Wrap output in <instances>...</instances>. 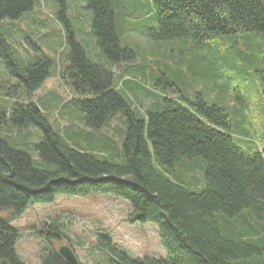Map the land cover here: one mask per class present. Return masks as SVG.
<instances>
[{
    "label": "trees",
    "instance_id": "16d2710c",
    "mask_svg": "<svg viewBox=\"0 0 264 264\" xmlns=\"http://www.w3.org/2000/svg\"><path fill=\"white\" fill-rule=\"evenodd\" d=\"M55 1L68 33L63 55L76 94L69 103L78 107L84 123L94 130L109 125L121 113L126 118L122 152L112 151L108 136L100 141L107 149L102 152L70 143L55 132L31 100L17 104L11 122L7 107L0 104V264H26L16 252L19 232L12 223L28 206L50 202L58 194L90 193L126 200L131 222L157 224L168 254L166 258H134L119 249L109 235H101L99 255L106 264H264V148L238 120L234 123L225 107L208 103L202 95L187 100L188 104L182 96H159L158 102L143 111L144 106L126 94L120 83L129 86L122 76L116 78L113 65L135 57L132 49L123 46L124 29L135 18L117 10L129 0H85L84 8L91 12V33L110 60L107 66L89 58L77 40L66 16L69 0ZM36 2L0 0V21L23 18ZM148 2L158 21L150 34L153 39L202 42L264 33V0ZM129 51L134 55L127 56ZM40 53L22 65L0 32V58L29 92L42 85L55 65L53 58ZM251 61L264 63V58ZM261 78L264 85V75ZM137 87L152 99L157 96L145 86ZM241 117L248 121L245 111ZM32 125L42 131L35 146L44 168L13 144L12 138L2 135L7 126L26 129ZM122 157V162L114 160ZM198 158L205 162L201 181L197 174H191L188 183L175 174L185 159ZM63 226L58 218L43 224L50 244L66 237ZM41 256L43 264H69L54 247Z\"/></svg>",
    "mask_w": 264,
    "mask_h": 264
},
{
    "label": "rangeland",
    "instance_id": "374dc122",
    "mask_svg": "<svg viewBox=\"0 0 264 264\" xmlns=\"http://www.w3.org/2000/svg\"><path fill=\"white\" fill-rule=\"evenodd\" d=\"M149 3L148 0H129L127 6L117 8L121 15L128 12L132 19L135 18L131 25L127 24L123 34L124 41L129 44L123 43V46L132 49L135 57L113 65L116 78L122 76V81L129 86L120 83V87L125 88L126 94L138 106H144L143 111L148 104L152 106L153 102H158L159 96H182L183 103L188 104L187 100L202 95L208 103L225 107L234 123L238 120L240 126L251 132L254 142L264 148V85H261L264 63L251 61L255 57L258 60L264 58V33L249 37L225 36L202 42L153 39L150 34L157 28L158 21L155 10L148 8L151 7ZM85 4V0H69L67 20L89 58L107 66L110 60L91 33V12L89 14L84 8ZM59 10L60 5L55 0H37L34 8L23 18L0 21V32L12 45L22 65L30 63L40 52L55 61L50 76L38 89L29 92L9 73L0 58V104L7 107L10 120L18 103L31 100L37 103L55 132L71 140L70 143L102 152L107 149L100 146V141L108 136L112 151L115 154L116 151L122 152L126 118L121 113L113 117L109 125L94 130L84 123L78 107L69 103L76 94L66 75L68 62L63 53H67L68 33L59 18ZM134 52L129 51L126 55L133 56ZM135 62L137 65L134 67L125 64ZM146 71L152 74L150 78L146 73L143 76ZM136 84L147 87L157 96L152 99ZM130 88H135L137 93H131ZM4 93L9 94L6 96ZM1 99L6 100L1 102ZM242 111H245L249 122L243 121ZM2 135L12 138L13 144L29 153L38 166L44 168L35 146L42 138L41 129L35 125L26 129L7 126ZM97 137L101 140L94 142ZM114 160L122 162L123 157ZM204 172L205 162L200 158L194 161L185 159L175 169V174L187 183L191 174H197L201 181ZM130 213L129 203L112 194H58L50 202L28 206L20 218L13 221L19 232L16 252L26 264H43L41 254L44 251L51 247L60 249L71 243L81 264H106L100 260L102 248L99 238L109 235L119 249L134 258H166L168 254L158 225L131 222ZM57 218L64 224L66 237L53 239L50 244L43 232V224ZM104 258L106 260V256Z\"/></svg>",
    "mask_w": 264,
    "mask_h": 264
},
{
    "label": "water",
    "instance_id": "95a60500",
    "mask_svg": "<svg viewBox=\"0 0 264 264\" xmlns=\"http://www.w3.org/2000/svg\"><path fill=\"white\" fill-rule=\"evenodd\" d=\"M59 254L69 263V264H80L75 251L68 245H63L59 249Z\"/></svg>",
    "mask_w": 264,
    "mask_h": 264
}]
</instances>
